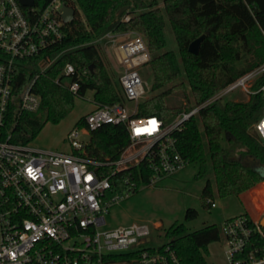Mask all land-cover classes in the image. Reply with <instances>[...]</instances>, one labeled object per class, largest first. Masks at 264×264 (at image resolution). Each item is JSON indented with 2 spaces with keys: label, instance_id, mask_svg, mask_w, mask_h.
I'll use <instances>...</instances> for the list:
<instances>
[{
  "label": "built area",
  "instance_id": "built-area-1",
  "mask_svg": "<svg viewBox=\"0 0 264 264\" xmlns=\"http://www.w3.org/2000/svg\"><path fill=\"white\" fill-rule=\"evenodd\" d=\"M75 2L51 0L39 8L24 6L19 0H0V264H182L168 241L155 240L147 222L110 228L106 227V214L111 205L131 195L136 178L156 183L189 163L180 153L174 133L202 107L224 101L236 90L264 96V82L253 89L264 77V62L166 122L157 115H138L148 92L140 68L152 57L146 38L137 31H109L92 43L104 42L113 48L121 65L122 101L95 103L83 123L69 132V152L44 149L33 141H12L7 127L9 111L15 104L20 113L40 108L41 95L35 87L65 52L53 55L65 37L62 8L76 10ZM129 18L126 15L124 20ZM261 30L264 35V25ZM23 69L34 71L25 83L17 78L24 74ZM54 80L78 95L82 75L73 63L66 62ZM127 101L133 103L132 108ZM105 124L123 125L128 131L129 142L117 157L90 151L93 131ZM254 127L264 144V106ZM84 135L91 139L84 140ZM207 203L217 205L210 196ZM256 225L264 238V227ZM154 226L161 228L162 223L156 221ZM223 231L229 264H264V256L235 258L251 235L245 217L225 220Z\"/></svg>",
  "mask_w": 264,
  "mask_h": 264
},
{
  "label": "trees",
  "instance_id": "trees-1",
  "mask_svg": "<svg viewBox=\"0 0 264 264\" xmlns=\"http://www.w3.org/2000/svg\"><path fill=\"white\" fill-rule=\"evenodd\" d=\"M50 1L35 0V5L44 8ZM75 1V18L65 24V37L56 45L53 55L65 52L39 78L35 87L41 95L40 108L36 112L20 113L15 104L9 111L7 127L12 141H33L47 122L58 123L65 118L74 108L75 97L84 96L89 89L94 90L98 104L122 101L98 44L92 43L109 31H137L146 38L152 56L149 62L154 74L152 90L167 88L144 100L138 107V115H157L166 122L193 107L186 83L193 102L201 104L264 62L261 30L264 0H164L163 8L158 0ZM126 15L130 16L127 21L124 20ZM166 19L178 43V53L165 49ZM203 34L205 38L199 53L190 52L191 42ZM239 61H244V65L236 67ZM66 62L73 63L77 73L82 75L78 95L54 80ZM23 70L24 74L17 78L25 83L34 71ZM263 82L262 76L253 84V89L260 88ZM176 90H181L188 102L169 104L166 98ZM263 106L261 92L250 94L247 101H214L202 107L182 130L174 133L180 153L189 162L199 164L196 178H203L210 168L213 170L220 196H239L256 185L243 194L244 201L249 197L264 198V183L257 185L264 181V174L255 167L256 163L264 165V144L250 132L261 117ZM83 118L77 121V126L83 123ZM129 139L125 126L105 124L93 131L89 148L92 154L117 157ZM136 180L137 186L131 194L149 183L147 178ZM121 188L127 186L121 185ZM212 195V183L208 180L203 197ZM197 215L196 209L188 208L185 217L189 220ZM238 216L248 220L251 235L243 252L236 253L235 258L264 256V238L253 216L251 218L247 211ZM166 237L182 264H209V246L221 239V232L217 224L189 231L185 223L176 222L166 230Z\"/></svg>",
  "mask_w": 264,
  "mask_h": 264
},
{
  "label": "rangeland",
  "instance_id": "rangeland-1",
  "mask_svg": "<svg viewBox=\"0 0 264 264\" xmlns=\"http://www.w3.org/2000/svg\"><path fill=\"white\" fill-rule=\"evenodd\" d=\"M160 7L163 8V1L158 0ZM78 11L81 10L78 8ZM166 35V50H174L178 53V43L168 19H166L165 27ZM103 60L108 68L116 88L122 92V87L119 83V75L121 65L117 61L113 48L104 42L98 44ZM244 65V61L235 63L236 67ZM140 73L143 80L146 82L148 90L146 99L163 91L152 90L154 83V74L149 64L140 68ZM185 81V78H181ZM170 86V85H169ZM188 98L193 102V97L190 92L189 85L186 83ZM181 90H176L167 96L169 104H178L188 102ZM227 99L247 101L249 94L244 91L236 90L230 93ZM225 99V100H227ZM224 100V101H225ZM98 103L94 98V90L89 89L84 96L75 97V104L72 111L58 123L47 122L36 138L33 140V145L51 150L71 151L72 147L68 141L69 132L77 126V121L88 114ZM127 106L132 108L133 103L126 102ZM250 132L258 137L254 124ZM259 138V137H258ZM225 143V142H224ZM255 167L264 174V165L255 164ZM199 164L197 162H189L183 169L173 176L165 177L156 183L142 185L138 191L132 193L123 201L113 204L106 214V227H117L120 225H128L133 222H147L152 228L151 235L158 242L167 241L166 230L173 223H185L189 231L200 229L209 224H217L220 228L221 239L213 242L209 247L207 260L209 264H229L225 250L228 248L224 237L223 224L225 219L233 217L239 213L245 212V205L242 199L236 195L220 196L217 192L215 176L210 168L209 172L203 178H196ZM210 180L213 187V195L210 196L216 202L215 207H211L207 203L209 196L203 197V189ZM264 183V181H262ZM260 184H262L260 182ZM252 189V188H250ZM248 189V190H250ZM253 198V199H252ZM250 201L255 200L250 206V202L245 200L249 208L251 207L252 220L257 224L264 216V198L252 197ZM188 208H194L198 211L197 217L187 220L185 217ZM156 221L162 223L161 228H155Z\"/></svg>",
  "mask_w": 264,
  "mask_h": 264
},
{
  "label": "water",
  "instance_id": "water-1",
  "mask_svg": "<svg viewBox=\"0 0 264 264\" xmlns=\"http://www.w3.org/2000/svg\"><path fill=\"white\" fill-rule=\"evenodd\" d=\"M19 1L24 6H33V5H35V0H19ZM62 9H63L62 16H63V19H64V21L66 23L72 21L75 18L76 10L73 7L63 6ZM124 9H125V7H123L121 9V11L124 10ZM204 38H205V34L201 35L200 37L195 39L193 42H191V44L189 46V51L194 53V54H198L200 46H201V43H202ZM83 139L84 140H90L91 139V135H84ZM251 159H252V157L250 158V160ZM258 224L260 226L264 227V216H263V218H261V220L259 221Z\"/></svg>",
  "mask_w": 264,
  "mask_h": 264
},
{
  "label": "crops",
  "instance_id": "crops-1",
  "mask_svg": "<svg viewBox=\"0 0 264 264\" xmlns=\"http://www.w3.org/2000/svg\"><path fill=\"white\" fill-rule=\"evenodd\" d=\"M261 183H263V182H261ZM260 183H258L257 185H259ZM256 186V185H255ZM255 186H253V187H255ZM252 187V188H253ZM248 191V190H247ZM247 191H245V192H243V193H241L238 197H240L241 199H242V201H243V203H244V205H245V211H247L248 213H249V215L251 216V210H252V208L250 207L249 208V206H248V204L244 201V199H243V194L244 193H246ZM250 199L252 198V197H249ZM247 199L249 202H250V206H252L253 204H254V202H255V200H253V201H250V199ZM255 198H257L258 199V197H255ZM253 199V198H252ZM255 205V204H254ZM240 214H242V213H239V214H237V215H235V216H238V215H240ZM235 216H233V217H235ZM252 217V216H251ZM229 218H232V217H229ZM229 218H227V219H229ZM227 219H225V220H227ZM225 237V236H224ZM212 244V243H211ZM210 244V245H211ZM210 248V247H209Z\"/></svg>",
  "mask_w": 264,
  "mask_h": 264
}]
</instances>
